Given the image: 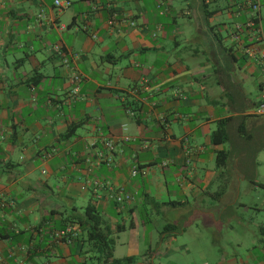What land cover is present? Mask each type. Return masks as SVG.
<instances>
[{
  "label": "crops",
  "instance_id": "1",
  "mask_svg": "<svg viewBox=\"0 0 264 264\" xmlns=\"http://www.w3.org/2000/svg\"><path fill=\"white\" fill-rule=\"evenodd\" d=\"M70 1L61 12L55 0H0V264H98L86 229L69 221L89 203L115 234V258L155 264L179 249L206 264H264V221L250 230L240 212L264 213V115L254 114L264 6ZM221 122L228 139L215 144ZM117 187L132 200L117 205ZM235 225L250 234L244 250L240 239L220 244ZM68 226L70 244L56 236ZM193 229H207L212 246L178 245L182 234L201 241Z\"/></svg>",
  "mask_w": 264,
  "mask_h": 264
},
{
  "label": "trees",
  "instance_id": "2",
  "mask_svg": "<svg viewBox=\"0 0 264 264\" xmlns=\"http://www.w3.org/2000/svg\"><path fill=\"white\" fill-rule=\"evenodd\" d=\"M223 125L224 122H221L218 129L213 132L212 139L215 144L223 143L228 139L227 131ZM77 129L78 125H71L66 134V137L70 138L71 136H73ZM220 155L222 154L219 153V165H221L222 163L224 164V157H221ZM258 185L259 187L264 189V184L258 183ZM109 193L111 199L117 205L122 206V204H119L116 201L115 192L110 190ZM80 209L75 208V211L79 212V215L72 217V219H69V221L73 220L72 223L78 224L79 228L86 229V243L90 244L91 250L97 254L98 264H138L140 259L137 257L131 256L121 259L114 257V248L116 245L115 234L112 232L111 227L109 226L104 215L100 212L95 204L89 203L85 208L81 209L82 212L80 211ZM132 225V223H130V225L128 226L119 225L117 227L116 233H121L125 229L133 227ZM68 227H66L65 229H67ZM168 227L169 229H175L173 226ZM167 232V230L164 231V233ZM77 236L73 238L72 242L76 239ZM61 240L67 242V240L64 238Z\"/></svg>",
  "mask_w": 264,
  "mask_h": 264
},
{
  "label": "rangeland",
  "instance_id": "3",
  "mask_svg": "<svg viewBox=\"0 0 264 264\" xmlns=\"http://www.w3.org/2000/svg\"><path fill=\"white\" fill-rule=\"evenodd\" d=\"M69 11H70V8L66 12H69ZM261 192L264 195V190H262ZM245 199H246V197L244 198V200ZM249 199L251 201L253 200V198L251 199L250 196H249ZM263 201H264V197H263ZM77 205L86 206L87 205V200L83 199V198H78ZM240 212H241V214L244 215V220H247L244 224L246 226H248L250 228V230L254 229L259 222L264 221V213L258 214V212H255L253 210L250 211V212H247V213L244 212V211H240ZM162 223H164V218H158L155 221L153 220V223L146 224V229L148 231H154V229H157L158 226L161 225ZM234 227H235L236 231L231 232V233L228 232L229 231L228 228H225L223 230V232H222L223 235L220 234V244L228 245V244H231V243H235V242H233L234 239H237V240L240 239V240L243 241V243L241 244L240 248L244 250V248L247 247V243H248V241L245 238L248 235H250V234H249V232H247L245 230L244 227H241L240 225H235ZM192 233L195 236H201V237H199L201 239V241L199 239H197V237H196V240H193L192 238H189V236H191L192 234H185L184 237H183V234H182V235H179V237H178V238H180L178 245L184 243L185 241H188L187 239H189L190 243H194L196 245H201L202 244V246H204L205 244H209V242L211 241L209 246H212V241H213L212 240V236L209 235L211 233H209L207 231V229H201L200 233H197L195 231V229H193ZM207 235L211 237V240H209V241L203 240V239H209L210 238V237H205ZM213 244H215V242ZM175 245H177V243H175ZM208 249H210V248H207V250ZM212 253H213V251L209 252L206 255V257H207L206 259H208V261H209L208 263H211L214 260L213 259L214 257L212 255ZM118 255H121V254L118 253ZM122 257H124V256H122ZM202 259L203 258L198 256L196 254V252H193L192 254H188V253H185V252L180 251L179 249H177V252H174L173 254H171L168 257L156 258L155 264H206V262H203Z\"/></svg>",
  "mask_w": 264,
  "mask_h": 264
},
{
  "label": "built area",
  "instance_id": "4",
  "mask_svg": "<svg viewBox=\"0 0 264 264\" xmlns=\"http://www.w3.org/2000/svg\"><path fill=\"white\" fill-rule=\"evenodd\" d=\"M54 5L59 11L63 12L72 6V2L70 0H55ZM251 6L255 12H260L261 8L264 6V0H251ZM54 50L57 52V54H59L62 57L67 56L60 46H55ZM260 57H261V65L264 67V36H263V48L260 51ZM82 81H83V77L81 74L73 75L72 78L73 88L69 91V98L71 100L79 96L80 86ZM254 114L264 115V81H263L261 99L258 106L254 110ZM125 140L128 141L129 138H125ZM114 144L115 142L113 140L104 142L106 148H108L111 152L115 148ZM137 174H138V170L137 168H134L131 172V175L136 176ZM96 184L99 185V183ZM110 190L115 192V199L119 204L124 205L127 202L131 201L133 198L132 193L128 191L125 187H117L115 188V190L114 189H110ZM56 236L59 239H63V238L66 239L67 242L70 244L73 238L77 236V232L74 227H68L63 231L58 232ZM18 264H26V263L20 262Z\"/></svg>",
  "mask_w": 264,
  "mask_h": 264
}]
</instances>
